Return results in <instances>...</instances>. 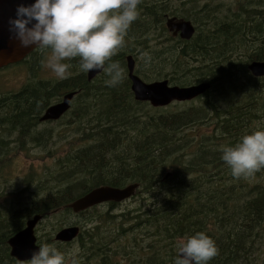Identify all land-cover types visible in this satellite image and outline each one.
I'll return each instance as SVG.
<instances>
[{
    "label": "trees",
    "instance_id": "1",
    "mask_svg": "<svg viewBox=\"0 0 264 264\" xmlns=\"http://www.w3.org/2000/svg\"><path fill=\"white\" fill-rule=\"evenodd\" d=\"M185 1V16H178L196 25L194 36L182 41L165 35L148 64L171 85L210 84L189 107L137 115L132 109L146 103L133 100L125 76L115 86L105 83L104 72L89 81L75 59L65 79H38L32 71L19 91L0 96V130L7 138L29 136L35 142L50 138L46 131H32L45 109L74 92L62 117L80 138L55 160V170L37 176L34 191L25 187L27 203L0 204V264H23L10 257L7 241L33 216H41L39 222L49 214L60 217L71 212L65 205L94 188L132 183L139 186L132 198L139 197L145 208L115 216L118 204L106 203L77 214L105 206L95 221L112 229L104 233L96 225L91 234L80 229L74 240L82 253L79 264H172L175 242L196 232L210 236L219 249L209 264H264V169L233 179L220 159L223 146L264 128V78L247 69L253 61L264 62V0H237L227 10L222 3L200 7L196 0ZM164 3L146 6L127 35L140 36L157 20L161 25L169 12ZM134 41L142 45L139 37ZM39 52L19 64L31 65L28 59ZM114 57L124 69L123 59ZM87 119L90 125L80 126ZM7 138H0V160L14 150L15 140L7 144ZM51 238L36 240L40 247L53 243ZM118 255L121 263L114 259Z\"/></svg>",
    "mask_w": 264,
    "mask_h": 264
},
{
    "label": "clouds",
    "instance_id": "2",
    "mask_svg": "<svg viewBox=\"0 0 264 264\" xmlns=\"http://www.w3.org/2000/svg\"><path fill=\"white\" fill-rule=\"evenodd\" d=\"M141 0H20L7 21L10 40L20 47L50 53L45 66L57 79H65L78 61L81 72H104L108 86L122 82L124 69L112 60L139 17ZM147 64L151 59L141 53ZM222 162L233 179L251 178L264 169V128L245 134L221 149ZM172 264H209L218 255L216 242L204 232L182 237L174 244ZM70 257V259H69ZM28 264H79L78 249L63 253L53 244H41Z\"/></svg>",
    "mask_w": 264,
    "mask_h": 264
},
{
    "label": "rangeland",
    "instance_id": "3",
    "mask_svg": "<svg viewBox=\"0 0 264 264\" xmlns=\"http://www.w3.org/2000/svg\"><path fill=\"white\" fill-rule=\"evenodd\" d=\"M167 1L165 8H168L169 13H176V11H180L177 15L185 16L182 12L184 9H188L187 3L182 2V0H165ZM197 4L202 7L206 2L212 4L222 3L224 5L223 10H227V7L233 5L237 0H196ZM184 2H186L184 0ZM211 6V5H210ZM199 7V8H200ZM185 20L187 18L182 17ZM190 21V20H188ZM192 23V22H191ZM193 24V23H192ZM194 25V24H193ZM196 26V25H195ZM194 26V27H195ZM157 32L152 29V32L146 35L139 36V42H142V45L139 46L138 52L136 53V73L141 78V80L145 83H152L155 81L167 80L170 86H178V87H186L179 85H171L169 78L157 77L154 75L155 69L152 68L148 63L146 64L141 57V53L147 52L149 55L156 50L161 49L163 45H161L162 41L165 39L164 36H159L161 40L156 41L154 38ZM158 36V35H157ZM167 45V44H166ZM50 53L40 51L33 58H29L28 62L31 65L28 66V63L15 64L11 66H7L5 68L0 69V96L8 95L19 91L21 87L31 78V72H36V78L44 79V80H60L55 77V75L48 69L45 64L47 60V56ZM151 57V56H150ZM68 62L69 61H65ZM156 63V62H155ZM123 67V66H122ZM29 68V70H28ZM126 67L124 66V74L126 77ZM96 78V77H95ZM92 78L89 81L94 80ZM264 78V77H263ZM194 85V84H192ZM191 86V85H188ZM130 89V84H129ZM61 98L55 103H51L48 107L53 106L56 103H59ZM195 101V100H194ZM193 102V101H191ZM191 102L187 103H173L165 108L154 109L150 107L148 104L146 106H141L139 109H132L137 113V115L144 116L145 114L157 113V112H173L177 110H182L190 106ZM47 107V108H48ZM46 108V109H47ZM45 109V110H46ZM64 117V116H63ZM60 118L56 121H38L37 126L32 130L33 132H38V130L46 131L49 133L50 138L46 141L40 139L38 141H31L28 137H22L20 139H16V135H11L7 138V134L0 130V138H7V144L12 142V151L5 152L4 158L0 160V204H5V202L9 205L13 203L15 205L19 204L18 200H21L20 204L27 203V197L29 194L26 193L25 187H28L30 191H34L36 187V178L37 176L43 177L47 175L50 171L55 170V160L59 157L66 155L70 150L75 148L80 144L79 142V131L75 133L73 131V124L66 126V120ZM83 120V119H82ZM84 124L80 126L90 125V119H87V122L84 120ZM71 127V128H68ZM38 129V130H37ZM30 130V132H31ZM87 131V130H86ZM29 134V132L27 133ZM25 132H23V136H25ZM11 137V138H10ZM22 142L23 145L20 143ZM26 141V142H25ZM19 142V143H18ZM25 143V144H24ZM40 143V145H39ZM8 146V145H7ZM170 174V173H168ZM52 186V185H50ZM24 191V192H23ZM32 193V192H31ZM33 194V193H32ZM136 195V194H135ZM141 205H144L143 202L136 198H130L124 202L118 203V206L113 210V214L115 216L126 213L128 211L137 210ZM145 208V205H144ZM106 211L105 206H98L97 209L90 210L88 215L83 216L84 218H88L92 216V222H85L83 217H77V214L73 213H62L60 217H54L53 214H49L47 218L42 220V222H38L34 229V234L36 239H41L40 241L45 242L49 237H52L51 240L55 247L58 250L64 253H70L74 250L78 249V257L79 262L81 263L80 256L82 255L78 243L72 242L69 244H61L54 240L55 235L63 228L67 226H77L81 229V231H86L87 233H96V230L93 228L98 225L101 228V231L104 233H111L112 229L110 226H105L96 221L95 217L97 214H104ZM96 220V221H95ZM110 228V229H109ZM71 245V246H70ZM70 246V247H69ZM70 259V257H69ZM116 262L121 263L122 257L120 255L114 258ZM18 262V261H17ZM19 263H28L19 262Z\"/></svg>",
    "mask_w": 264,
    "mask_h": 264
},
{
    "label": "water",
    "instance_id": "4",
    "mask_svg": "<svg viewBox=\"0 0 264 264\" xmlns=\"http://www.w3.org/2000/svg\"><path fill=\"white\" fill-rule=\"evenodd\" d=\"M20 0H0V69L8 65L16 64L25 59L36 48H22L18 41L10 40L7 32L6 21L14 15L16 4ZM25 3H31L32 0H24ZM169 31L182 40H190L195 29L191 22L183 19H169L166 23ZM134 61L131 57L127 58L128 77L131 81L130 90L134 100L140 103H147L152 108H165L172 103H184L193 101L204 95L209 89L207 82L198 83L186 87L170 86L167 80L144 83L133 74ZM247 69L251 76L255 78L264 77V62L253 61L248 64ZM102 71L90 70L87 72V79L91 80ZM75 93L65 94L59 103L48 107L42 116L40 122L56 121L69 110L70 101ZM137 183L128 184L123 188L110 186H100L76 198L64 207L70 209L73 214H79L92 207L104 203H121L134 197L138 189ZM41 220V216L35 215L26 221L25 227L11 236L7 245L9 255L18 262H25L31 259L33 252L37 251L39 245L34 234L36 224ZM80 234L77 226H67L61 229L54 237L59 243L67 244L75 240Z\"/></svg>",
    "mask_w": 264,
    "mask_h": 264
},
{
    "label": "flooded vegetation",
    "instance_id": "5",
    "mask_svg": "<svg viewBox=\"0 0 264 264\" xmlns=\"http://www.w3.org/2000/svg\"><path fill=\"white\" fill-rule=\"evenodd\" d=\"M161 0H141V3L138 5V11H139V14L141 15V14H143L142 12H144L145 11V7L146 6H148V5H153L154 4V2H160ZM167 2V1H166ZM166 5V4H165ZM168 9V8H167ZM176 19V20H179V19H183L182 17H179L178 15H176L175 13L174 14H172V13H167V14H165L164 16H163V19H162V21H161V25L160 24H158L157 22H158V20L156 21V23H152L151 25H149L148 26V29L146 30V31H144V33L142 34V35H146V34H148V31H149V33L150 32H152V29H154L156 32H157V34H156V36L154 37L155 39H158V40H161V38L159 37V36H168V37H173V38H178V39H180L179 38V33H177L176 34V36L173 34V32L172 31H169L168 30V28H167V25H166V23H167V21L169 20V19ZM143 21H145L144 19H142ZM183 20H185V19H183ZM157 25H160L159 26V28H157L156 26ZM193 25V24H192ZM194 26V25H193ZM158 35V36H157ZM137 37H139V35L138 36H136V35H134V36H129V35H127L126 37H125V44H124V46L119 50V54H118V56H116V57H114V59L115 58H119V59H123V61H122V65L124 64V66L126 67L125 69H126V78L128 79V81H129V84H130V86H131V81H130V79H129V77H128V70H127V58L128 57H131L132 58V60L134 61V69H133V74L135 75V76H137L140 80H141V78L137 75V73H136V67H135V65H136V53L138 52V50H139V48L134 44V40H135V38H137ZM127 38V39H126ZM157 40V41H158ZM180 40H182V39H180ZM182 41H186V40H182ZM102 74V72L100 73V74H98L97 76H100ZM97 76H95V77H97ZM94 77V78H95ZM142 81V80H141ZM145 83V82H144ZM149 84V83H148ZM131 91V90H130ZM132 94V93H131Z\"/></svg>",
    "mask_w": 264,
    "mask_h": 264
},
{
    "label": "bare ground",
    "instance_id": "6",
    "mask_svg": "<svg viewBox=\"0 0 264 264\" xmlns=\"http://www.w3.org/2000/svg\"><path fill=\"white\" fill-rule=\"evenodd\" d=\"M188 21V20H187ZM189 22H191V21H189Z\"/></svg>",
    "mask_w": 264,
    "mask_h": 264
}]
</instances>
